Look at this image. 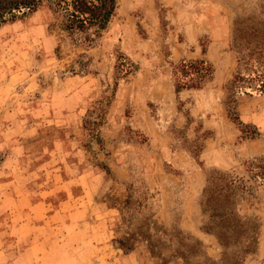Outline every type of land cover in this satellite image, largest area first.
<instances>
[{
  "label": "rangeland",
  "instance_id": "1",
  "mask_svg": "<svg viewBox=\"0 0 264 264\" xmlns=\"http://www.w3.org/2000/svg\"><path fill=\"white\" fill-rule=\"evenodd\" d=\"M117 1L91 46L50 30L44 9L0 28V264H162L144 241L128 254L117 242L154 234L152 220L220 260L200 206L215 171L253 189L242 210L259 243L244 264H264V181L251 171L264 164V91L237 96L254 138L226 105L235 22L264 21V0ZM201 40L214 77L177 97L168 61L201 58ZM170 238L169 264H184Z\"/></svg>",
  "mask_w": 264,
  "mask_h": 264
},
{
  "label": "trees",
  "instance_id": "2",
  "mask_svg": "<svg viewBox=\"0 0 264 264\" xmlns=\"http://www.w3.org/2000/svg\"><path fill=\"white\" fill-rule=\"evenodd\" d=\"M117 7V0H0V28L44 9L50 19V30L58 29L74 45L91 46L107 30ZM232 44L238 55V69L227 87L228 117L243 134L254 138L259 135L257 128L245 125L236 107L240 94L264 91V21L256 18L236 21ZM200 46L199 59L168 61L177 97L184 91L204 89L214 77L215 67L207 58L208 45L201 40ZM252 127L254 131L247 134L246 130ZM202 150L200 144L196 157ZM105 170L111 173L108 166ZM251 171L255 179L264 181V164H254ZM252 192L244 178L228 172L215 171L207 178L200 201L202 212L208 217L203 231L214 236L222 248L220 260L208 256L201 240L190 234L184 235L180 230L168 233L154 220L147 223L154 234L149 233V229L140 230L139 233H128L117 242L128 254L135 251L138 242L144 241L152 257L161 260L162 264H169L165 252L170 251L171 246L163 241V237L169 236L170 241H176L178 245L170 258L181 259L184 264H193L200 258L204 264H244L247 256L256 253L259 243V221L242 210V202L252 196Z\"/></svg>",
  "mask_w": 264,
  "mask_h": 264
},
{
  "label": "crops",
  "instance_id": "3",
  "mask_svg": "<svg viewBox=\"0 0 264 264\" xmlns=\"http://www.w3.org/2000/svg\"><path fill=\"white\" fill-rule=\"evenodd\" d=\"M84 175H81L79 178H83Z\"/></svg>",
  "mask_w": 264,
  "mask_h": 264
}]
</instances>
